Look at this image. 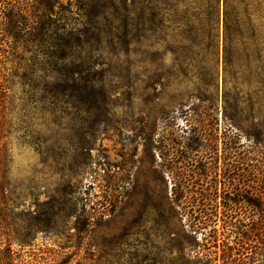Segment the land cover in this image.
I'll use <instances>...</instances> for the list:
<instances>
[{
  "label": "rangeland",
  "instance_id": "rangeland-1",
  "mask_svg": "<svg viewBox=\"0 0 264 264\" xmlns=\"http://www.w3.org/2000/svg\"><path fill=\"white\" fill-rule=\"evenodd\" d=\"M150 2L117 0L115 38L91 78L98 103L73 94L51 111L33 103V76L25 86L21 69L9 74L0 220L12 264H57L61 251L66 264H202L192 251L202 234L185 232L174 185L264 196L259 21L226 62L222 0L214 28ZM239 251L243 264H264L259 244Z\"/></svg>",
  "mask_w": 264,
  "mask_h": 264
},
{
  "label": "trees",
  "instance_id": "trees-1",
  "mask_svg": "<svg viewBox=\"0 0 264 264\" xmlns=\"http://www.w3.org/2000/svg\"><path fill=\"white\" fill-rule=\"evenodd\" d=\"M169 1L175 9L194 12L186 24L206 21L214 28L221 0H151L148 5L151 11L160 12ZM116 10L117 0H0V114L8 91L6 82L15 69L22 70L25 86L30 76L38 81L31 95L33 103L42 108L48 105L52 111L58 104H67L73 94L84 102L98 103L94 92L101 91V99L104 95L91 78L105 65L100 60L103 44L108 39L107 43L113 44ZM253 17L259 21L260 44L264 46V0H222L226 62L231 57L228 47L235 40H252L253 35L245 36L243 29L250 28ZM6 123L0 115V139ZM260 154L264 156L261 148ZM231 189L226 197L225 190L220 192L214 184L197 188L174 185L185 232L192 240L202 234V250H192L202 264L217 260L243 264L239 250L252 244L260 245V262L264 260V196L260 192L259 203L247 187L235 184ZM5 235L0 220V264H12L11 253L5 251L10 250ZM60 253L55 261L66 264V255ZM2 256L7 262H2Z\"/></svg>",
  "mask_w": 264,
  "mask_h": 264
}]
</instances>
